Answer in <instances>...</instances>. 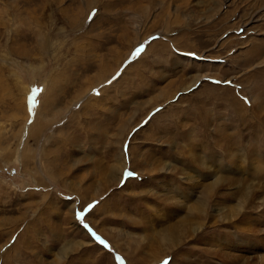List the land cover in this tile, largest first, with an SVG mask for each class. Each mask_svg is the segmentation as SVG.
I'll use <instances>...</instances> for the list:
<instances>
[{
	"label": "rangeland",
	"instance_id": "obj_1",
	"mask_svg": "<svg viewBox=\"0 0 264 264\" xmlns=\"http://www.w3.org/2000/svg\"><path fill=\"white\" fill-rule=\"evenodd\" d=\"M165 262L264 264V0H0V264Z\"/></svg>",
	"mask_w": 264,
	"mask_h": 264
},
{
	"label": "bare ground",
	"instance_id": "obj_2",
	"mask_svg": "<svg viewBox=\"0 0 264 264\" xmlns=\"http://www.w3.org/2000/svg\"><path fill=\"white\" fill-rule=\"evenodd\" d=\"M115 175V174H114ZM113 177V176H112ZM115 177H116V175H115ZM182 224V226L180 225V223H179V225H175L176 227H174V226H172L167 232H166V234L165 235H163V237L165 238L164 240V242H173L174 240H179V237H177L178 235H175L176 233H180L181 235H182V230L180 231L179 229H181V228H185L188 224H184L183 225V223H181ZM187 228V227H186ZM185 228V230L187 231V229ZM189 228V227H188ZM153 241H155V239L153 240ZM157 242H158V240H157Z\"/></svg>",
	"mask_w": 264,
	"mask_h": 264
},
{
	"label": "snow or ice",
	"instance_id": "obj_3",
	"mask_svg": "<svg viewBox=\"0 0 264 264\" xmlns=\"http://www.w3.org/2000/svg\"><path fill=\"white\" fill-rule=\"evenodd\" d=\"M138 52L140 51V50H137ZM126 175H127V173H126ZM94 207V205H89L88 206V210H91L92 208ZM82 213H77V217L78 218H81L82 217ZM93 235H95V234H93ZM96 239H99L98 237H96ZM101 243H103V241H100ZM165 264H167V262H165Z\"/></svg>",
	"mask_w": 264,
	"mask_h": 264
}]
</instances>
